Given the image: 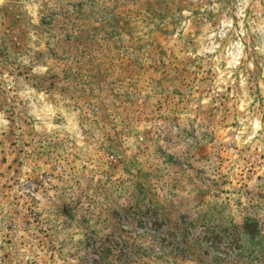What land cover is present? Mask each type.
<instances>
[{
    "label": "rangeland",
    "instance_id": "1",
    "mask_svg": "<svg viewBox=\"0 0 264 264\" xmlns=\"http://www.w3.org/2000/svg\"><path fill=\"white\" fill-rule=\"evenodd\" d=\"M0 264H264V0H0Z\"/></svg>",
    "mask_w": 264,
    "mask_h": 264
}]
</instances>
